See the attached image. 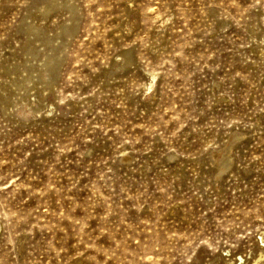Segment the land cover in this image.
Masks as SVG:
<instances>
[{
    "label": "rangeland",
    "instance_id": "374dc122",
    "mask_svg": "<svg viewBox=\"0 0 264 264\" xmlns=\"http://www.w3.org/2000/svg\"><path fill=\"white\" fill-rule=\"evenodd\" d=\"M263 241L264 0H0V264Z\"/></svg>",
    "mask_w": 264,
    "mask_h": 264
},
{
    "label": "bare ground",
    "instance_id": "6f19581e",
    "mask_svg": "<svg viewBox=\"0 0 264 264\" xmlns=\"http://www.w3.org/2000/svg\"><path fill=\"white\" fill-rule=\"evenodd\" d=\"M57 43V42H56ZM46 74V73H45ZM264 242V241H263ZM254 264H262V262L259 260H257V261H255V263Z\"/></svg>",
    "mask_w": 264,
    "mask_h": 264
}]
</instances>
